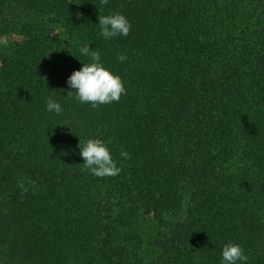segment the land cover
I'll return each instance as SVG.
<instances>
[{
	"label": "trees",
	"instance_id": "obj_1",
	"mask_svg": "<svg viewBox=\"0 0 264 264\" xmlns=\"http://www.w3.org/2000/svg\"><path fill=\"white\" fill-rule=\"evenodd\" d=\"M113 12L131 28L105 40ZM84 44L118 102L66 94ZM89 138L117 175L81 171ZM228 242L264 264V0H0L4 264H220Z\"/></svg>",
	"mask_w": 264,
	"mask_h": 264
},
{
	"label": "clouds",
	"instance_id": "obj_2",
	"mask_svg": "<svg viewBox=\"0 0 264 264\" xmlns=\"http://www.w3.org/2000/svg\"><path fill=\"white\" fill-rule=\"evenodd\" d=\"M107 3V0H101ZM99 35L110 40L117 36H127L131 24L120 12H113L98 17L96 22ZM80 56L87 57L89 62L81 63L78 70H73L66 78L65 84L69 89L66 94H73L79 103H88L95 108L98 105L118 102L121 95L126 94V89L121 77L113 73L101 63L99 51L84 44L78 49ZM121 62L126 60L124 54L117 56ZM45 110L56 115L61 114V104L51 98L45 99ZM76 148L82 158L81 171H87L96 177L115 176L120 172L113 160L107 143L100 138H89L83 143L78 142ZM121 157L128 158V153L121 151ZM220 264H247L248 256L243 248L236 243L228 242L221 247Z\"/></svg>",
	"mask_w": 264,
	"mask_h": 264
},
{
	"label": "rangeland",
	"instance_id": "obj_3",
	"mask_svg": "<svg viewBox=\"0 0 264 264\" xmlns=\"http://www.w3.org/2000/svg\"><path fill=\"white\" fill-rule=\"evenodd\" d=\"M0 264H4V259L2 257V253L0 252Z\"/></svg>",
	"mask_w": 264,
	"mask_h": 264
}]
</instances>
